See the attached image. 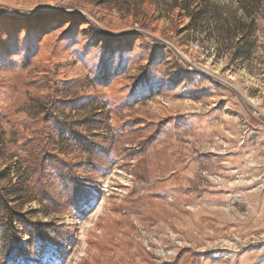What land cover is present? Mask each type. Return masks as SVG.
<instances>
[{
	"label": "rangeland",
	"instance_id": "1",
	"mask_svg": "<svg viewBox=\"0 0 264 264\" xmlns=\"http://www.w3.org/2000/svg\"><path fill=\"white\" fill-rule=\"evenodd\" d=\"M0 195V264H264V0H0Z\"/></svg>",
	"mask_w": 264,
	"mask_h": 264
},
{
	"label": "trees",
	"instance_id": "2",
	"mask_svg": "<svg viewBox=\"0 0 264 264\" xmlns=\"http://www.w3.org/2000/svg\"><path fill=\"white\" fill-rule=\"evenodd\" d=\"M0 199H2L1 195H0ZM0 202H1V200H0ZM5 203H6V202H5Z\"/></svg>",
	"mask_w": 264,
	"mask_h": 264
}]
</instances>
